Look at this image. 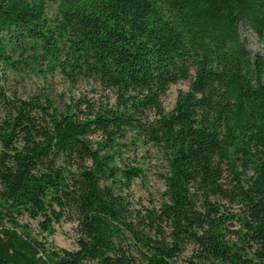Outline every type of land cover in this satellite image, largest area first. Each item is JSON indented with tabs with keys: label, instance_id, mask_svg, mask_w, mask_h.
I'll list each match as a JSON object with an SVG mask.
<instances>
[{
	"label": "trees",
	"instance_id": "16d2710c",
	"mask_svg": "<svg viewBox=\"0 0 264 264\" xmlns=\"http://www.w3.org/2000/svg\"><path fill=\"white\" fill-rule=\"evenodd\" d=\"M241 27L260 52L248 51ZM26 50L25 64L115 89L122 110L80 117L0 93V264H136L130 245L147 264H174L184 242L203 264H264V0H0V62L17 69ZM180 81L188 89L165 111L161 97ZM143 110L153 112L145 122ZM125 127L168 162L166 199L135 224L112 153L87 137L112 140ZM121 174L128 185L139 169ZM222 200L241 210L244 245L226 240ZM13 213L42 217V234L75 222L76 248L39 239ZM162 224L169 244L142 229L159 234Z\"/></svg>",
	"mask_w": 264,
	"mask_h": 264
},
{
	"label": "rangeland",
	"instance_id": "374dc122",
	"mask_svg": "<svg viewBox=\"0 0 264 264\" xmlns=\"http://www.w3.org/2000/svg\"><path fill=\"white\" fill-rule=\"evenodd\" d=\"M51 13L50 10L49 15ZM240 37L245 41L247 49L252 55L262 50V45L250 30L241 27ZM20 52V48L16 46L14 50H9L8 54L11 55L12 60H17ZM29 54L30 52L27 50L22 54L19 64L16 65L17 69H14L10 64L0 62V93L5 99L20 98L29 100L36 98L44 107H47L50 103H55L59 109H64L68 105L80 117H83L89 111L110 109L120 112L122 110L121 100H119L120 95L115 89L104 88L92 78L70 82L60 75L46 70L45 65L41 67V71L38 65L23 62ZM188 86L189 81H180L168 88L161 97V104L165 111H170L173 108L178 93L186 91ZM6 113V108L0 105V121L5 118ZM137 116L141 122H145L146 118L153 116V112L143 110ZM87 137L93 147L102 149V153H112L113 163L120 170L115 183L116 191L126 199L132 222L136 223L138 211L142 215L147 209L157 210L162 201L166 199L164 196V177L168 173V162L162 149L154 145L142 131L133 127L122 128L119 136L114 137L112 140H108L101 132L93 130L88 133ZM127 168L139 169V175L129 181L128 185L125 184V178L121 174V170ZM224 178L225 182H232L228 171L224 172ZM219 203L222 205V212L228 216L225 220L226 229L224 231L226 240L244 245V240H241L238 236V233L242 230L241 216H238L241 214L239 206L227 200L219 201ZM231 216L233 217L231 218ZM12 217L20 224H24L39 239L46 240L67 250L76 248V223L67 220L65 217L58 222H53V230L50 234H42L39 230L38 222L43 219L42 217L31 219L27 213H13ZM142 229H145L146 235L150 236L151 239H160L168 244L171 241L170 228L164 224H162L159 234L155 233L154 230ZM139 247L141 246L130 245L135 263L147 264V261L141 257V253L137 252ZM195 251L197 252V248L193 243L184 242L181 245L180 252L174 257L173 263L203 264L194 257Z\"/></svg>",
	"mask_w": 264,
	"mask_h": 264
}]
</instances>
